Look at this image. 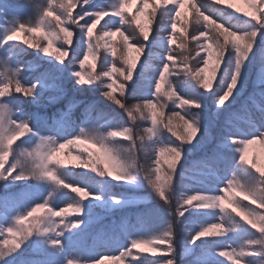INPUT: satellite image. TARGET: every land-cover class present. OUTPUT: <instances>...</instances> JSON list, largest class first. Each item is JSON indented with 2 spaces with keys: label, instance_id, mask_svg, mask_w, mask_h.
<instances>
[{
  "label": "snow or ice",
  "instance_id": "snow-or-ice-1",
  "mask_svg": "<svg viewBox=\"0 0 264 264\" xmlns=\"http://www.w3.org/2000/svg\"><path fill=\"white\" fill-rule=\"evenodd\" d=\"M243 2L0 0V264H264V0ZM97 91L116 107L75 95ZM199 176L213 186L188 190Z\"/></svg>",
  "mask_w": 264,
  "mask_h": 264
},
{
  "label": "trees",
  "instance_id": "trees-1",
  "mask_svg": "<svg viewBox=\"0 0 264 264\" xmlns=\"http://www.w3.org/2000/svg\"><path fill=\"white\" fill-rule=\"evenodd\" d=\"M8 2L9 3H14L15 0H8ZM231 2L235 3L237 5V7H241V8H244L245 10H249L248 6L243 2V0H231ZM132 10H133V12H135L136 8L133 7ZM230 10L234 11V9H230ZM75 11L78 12L79 8H77ZM184 11L189 17V19H188L189 29L188 30H189V32H191V25H192V20H193V17H194V13L192 12V9H191L190 5H188V4L185 5ZM238 15H242V13H238ZM146 19H147V16H141V21L142 22H144ZM153 29L155 30V24H153ZM97 31H99V28H97ZM165 35H166V33H165ZM179 36H180V32H179V29H178V37ZM115 39H116V47L119 48L120 47V43H121V38L119 36H117ZM178 43H179V39H178ZM191 47H192V45L189 43L188 49L190 50ZM34 51L35 50H33V49H29V54H24V55L20 56V59L22 61H33L34 57L30 53H32ZM177 51H179V49H177ZM118 55H119V52H118ZM133 55H136V53H133ZM147 56H148L147 50H145V52L142 55H140V59H139L138 65H137V71L138 72L140 71V64L144 63V61L146 60ZM177 63H179V61H177ZM193 64H194V62H193ZM96 70H97V72H99V64H97V69ZM253 71L255 72V69H253ZM151 73H152V70L149 69V73L148 74L151 75ZM36 74L37 73H35V72H24V73H22V75L25 78L29 79V80H31ZM180 78L182 79L183 77L181 76ZM134 79H135V75H134ZM170 79L175 82L177 80V77L172 76V77H170ZM67 87L69 89L68 97H66L65 99H61V100H59V101H57L55 103L50 104V106H48L46 110H42V111H46L48 114H51V113L55 112L58 108H63L67 104L68 98H71L72 95H73V93L71 92V86L68 85ZM165 87H167V85H165ZM249 91H251V88H249ZM181 94H183V93H181ZM48 95H55V93H51L50 92V93H48ZM75 95L77 96L78 99L89 100V101H97V102H99L100 106L102 108H104L105 110H110V108H115L116 107L115 105H112L111 102L105 101V99L100 95V93L98 91L96 93H94V94L93 93H77ZM169 107H171V105H169ZM209 107L211 108V102H209ZM81 110L82 109H80V108H75L74 109V117H79L80 113H81ZM168 111H169V109H167V108L164 109L165 116L168 115ZM224 119H225L224 116L220 117L221 121H223ZM92 123L98 124V127H99V125L102 124L103 121L102 120H100V121L93 120ZM117 123H123V124H125L127 126H130L132 124V121H130L126 116H123L122 119H118L117 120ZM136 125H137L136 132L138 134L142 135V134H145L144 130L149 126V122H146V121L140 119V120L136 121ZM241 126H244L243 123L241 124ZM117 139H122V138H117ZM164 139H165V141H169V140H175L176 138L174 136H172L171 133L165 132ZM124 146L127 147L126 142L124 143ZM214 147H215V141H212V142H210V143L205 145V150L206 151H211ZM74 153H75V150L66 149L61 154V158L62 159H64L65 161H69L70 162L69 163V167L70 168L74 167V162H72V160H71V155L74 154ZM249 160H253L259 166L264 167V144H261V143L257 142V143H255V144L250 146V148H249ZM140 162L143 163V161H140ZM74 171L77 174H79L80 172H83V171H89L90 172L89 169H79V168H75ZM202 171L206 172L207 170L204 169ZM92 175H94V174H92ZM73 179L79 180L80 176L76 175V176L73 177ZM97 179H99V177H97ZM198 179L199 180H203L204 183H198L197 181H191V180H185L184 181L185 184H188L190 186L188 190H190L192 192H195V191L201 190V189H203L205 187L213 186V184H214V181L212 179H206L204 176H199ZM3 191H4V186H3L2 183H0V194H2ZM10 191H12L14 193H20L21 189H19L17 187H12L10 189ZM113 191L117 192V193H120V192H124L125 189L117 186V187H115L113 189ZM135 195L137 197L143 198L142 199V203L143 204H147L149 206L158 204V200L155 197L154 193L152 192V189L150 187H148L147 185H145L143 189L137 191L135 193ZM245 203H247V201H245ZM136 211H137L136 207H133L132 209L129 210V215L133 216V218H134ZM186 215H187V213H186ZM113 219H119V214H115L114 216L105 215V218H104V220L101 223H97V224L93 225V229H92L93 232L98 230L101 227V224H110ZM175 227H176V231L178 233H180L181 235H183V231H184L183 227L180 226V225H176ZM253 231H255V230H253ZM209 239H211V238H209ZM243 242H244V238H241L238 241V243H243ZM88 243H89V245H91L92 241L89 240ZM178 250L182 251V248H180L178 246ZM142 256L144 258H146L147 260H149V261L159 258V257H153L149 253H143Z\"/></svg>",
  "mask_w": 264,
  "mask_h": 264
},
{
  "label": "rangeland",
  "instance_id": "rangeland-1",
  "mask_svg": "<svg viewBox=\"0 0 264 264\" xmlns=\"http://www.w3.org/2000/svg\"><path fill=\"white\" fill-rule=\"evenodd\" d=\"M133 7L137 8L138 5H134ZM45 99H47V98H45ZM48 106H50V104H49ZM48 106H47V107H48ZM91 124H92V126H94V127H98V124H96V123L94 124V123L91 122ZM42 131H43V130H42ZM74 155H75V153L71 155V160H72V157H73Z\"/></svg>",
  "mask_w": 264,
  "mask_h": 264
}]
</instances>
